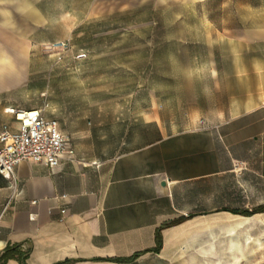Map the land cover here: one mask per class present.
Segmentation results:
<instances>
[{
    "label": "crops",
    "instance_id": "obj_1",
    "mask_svg": "<svg viewBox=\"0 0 264 264\" xmlns=\"http://www.w3.org/2000/svg\"><path fill=\"white\" fill-rule=\"evenodd\" d=\"M149 5L186 20L189 42L211 46L205 58L227 62L206 71L231 83L227 107L169 121L123 106L83 140L59 124L73 161L23 160L14 189L0 174V210L15 196L0 218V264H264V0H0V92L37 46ZM6 107L19 106L0 99V129L16 126Z\"/></svg>",
    "mask_w": 264,
    "mask_h": 264
},
{
    "label": "rangeland",
    "instance_id": "obj_2",
    "mask_svg": "<svg viewBox=\"0 0 264 264\" xmlns=\"http://www.w3.org/2000/svg\"><path fill=\"white\" fill-rule=\"evenodd\" d=\"M195 38L186 20H174L170 10L151 5L91 18L65 47L34 48L0 99L6 106L43 108L81 140L93 123L96 136L106 133L103 122L123 106L132 115L147 111L150 117L159 110L169 121H193L188 119L227 107L233 94L229 81L216 77L221 89L206 72L226 68L227 62L205 58L211 46L189 42ZM212 50L218 53L219 45ZM4 67L12 69L14 62ZM3 79L9 84L15 77L4 74ZM94 145L105 148L107 140Z\"/></svg>",
    "mask_w": 264,
    "mask_h": 264
},
{
    "label": "built area",
    "instance_id": "obj_3",
    "mask_svg": "<svg viewBox=\"0 0 264 264\" xmlns=\"http://www.w3.org/2000/svg\"><path fill=\"white\" fill-rule=\"evenodd\" d=\"M67 44L68 41H58L50 46L62 48ZM5 111L13 115L16 126L3 124L0 129V174L12 189L15 187L16 166L23 160L53 169L63 161L76 158L74 146L61 131L59 122L46 116L43 108L7 107ZM14 197L13 192L7 196L0 218L11 206ZM30 217L34 218V215Z\"/></svg>",
    "mask_w": 264,
    "mask_h": 264
},
{
    "label": "trees",
    "instance_id": "obj_4",
    "mask_svg": "<svg viewBox=\"0 0 264 264\" xmlns=\"http://www.w3.org/2000/svg\"><path fill=\"white\" fill-rule=\"evenodd\" d=\"M156 241H157V245H156L155 248L158 249L159 246H160V244H161V237H160V234L159 233L156 234ZM7 255H8V253H5L4 256H3V258H7L6 257Z\"/></svg>",
    "mask_w": 264,
    "mask_h": 264
}]
</instances>
